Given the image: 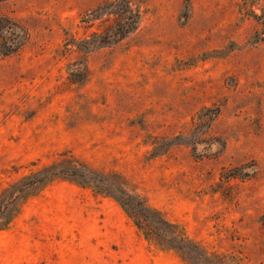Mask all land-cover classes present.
Wrapping results in <instances>:
<instances>
[{
	"label": "rangeland",
	"instance_id": "obj_1",
	"mask_svg": "<svg viewBox=\"0 0 264 264\" xmlns=\"http://www.w3.org/2000/svg\"><path fill=\"white\" fill-rule=\"evenodd\" d=\"M49 166L0 264H264V0H0V222Z\"/></svg>",
	"mask_w": 264,
	"mask_h": 264
},
{
	"label": "trees",
	"instance_id": "obj_2",
	"mask_svg": "<svg viewBox=\"0 0 264 264\" xmlns=\"http://www.w3.org/2000/svg\"><path fill=\"white\" fill-rule=\"evenodd\" d=\"M43 171L44 174L40 179L36 180L33 183H27L23 185V187L15 193V195L12 198V201H14L16 198H19L20 202L18 205H16V208L14 209L12 214H10L2 222H0V231L5 230L9 226L11 221L19 214L22 205L25 203L27 199L35 196L38 192H40L42 189H44L51 183L58 180L67 179V175L65 173L55 170L53 166H49L43 169Z\"/></svg>",
	"mask_w": 264,
	"mask_h": 264
}]
</instances>
